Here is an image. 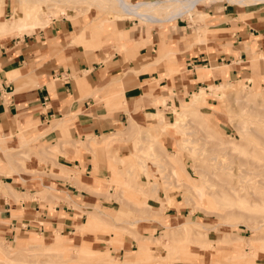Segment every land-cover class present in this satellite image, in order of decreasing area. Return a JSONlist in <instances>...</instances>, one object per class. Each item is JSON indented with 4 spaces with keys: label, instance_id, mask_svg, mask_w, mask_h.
Instances as JSON below:
<instances>
[{
    "label": "crops",
    "instance_id": "crops-1",
    "mask_svg": "<svg viewBox=\"0 0 264 264\" xmlns=\"http://www.w3.org/2000/svg\"><path fill=\"white\" fill-rule=\"evenodd\" d=\"M249 6L202 1L191 15L147 24L138 17L109 19L102 29L91 28L94 19L81 24L61 17L29 34L1 36L2 235L18 247L32 234L51 244L57 238L51 250L66 247L64 238L72 249L82 238L101 258L107 235L78 231L96 227L94 216L114 227L123 217L88 191L99 189L98 181L104 189L109 177L101 154L117 140L101 139L124 131L130 118L144 123L156 98L175 105L223 80L264 85V5ZM84 26L85 42L72 43ZM93 139L100 143L91 146ZM20 196L26 198L16 201ZM85 210L93 217L82 224ZM164 211L168 220L177 217L174 207ZM138 224L144 235L161 225ZM117 243L110 249L122 256L134 246Z\"/></svg>",
    "mask_w": 264,
    "mask_h": 264
},
{
    "label": "rangeland",
    "instance_id": "rangeland-1",
    "mask_svg": "<svg viewBox=\"0 0 264 264\" xmlns=\"http://www.w3.org/2000/svg\"><path fill=\"white\" fill-rule=\"evenodd\" d=\"M24 2L32 4L38 0H6L5 5L0 2V8L4 7L2 19L10 18L13 3L21 8ZM40 3L47 10V7L56 5L66 7L71 14L58 15L56 19L67 17L81 24L94 19L98 26L91 28L96 29H102L104 22L109 25L106 21L113 19L117 10L88 0H41ZM145 21L141 20L140 23L147 24ZM229 81L234 90L219 97L206 94L199 103V111L184 121L183 131L167 135L160 127V116L173 121L176 117L173 108H181L182 103L190 106L193 93L185 95L175 105L170 103V108L162 104L164 97L156 98L155 111L162 113L158 117H151L147 112L144 123L135 121V126L128 127L132 120L130 118L128 124L122 127L124 131L103 136L102 141L106 137L117 140L104 147L105 153L101 154L107 158L109 177L105 179V190L98 181L96 186L99 189L92 191L88 188V191L98 199L105 200L112 211L122 210L123 217L114 227L99 217L89 216V211L85 210L87 218L81 223L93 217L98 225L80 233L96 235L101 232L107 235V251L101 258L95 259L93 251L83 253V250H88L82 243L91 244L82 238L79 243L72 244V249L66 248L68 239L64 238L66 247L51 250L54 243L58 244L57 238L51 244V241L45 242L43 236L39 238L32 234L30 240L23 242V247H18L19 241L12 242L0 232V264H121L124 260L138 259L143 260L138 264H233L237 262L230 257L233 251L245 254L248 264H264V85L249 89L251 84L244 81ZM207 124L212 126L214 135L205 138L201 128H208ZM241 131L245 136L240 134ZM228 140H234L240 146L231 149L226 144ZM92 141L91 146L100 143L95 139ZM162 143L168 151L178 150L175 173L181 179L179 183L176 175L171 173L172 167L165 163ZM63 176L69 178L67 172ZM184 177L203 185L207 192H215V195L211 199L208 196L203 200L195 198L191 182ZM34 197L45 200L48 196L38 194ZM25 198L20 196L15 199L19 201ZM169 207L178 211L177 217L171 220L166 218L164 211ZM167 220L171 228H164ZM185 220L193 222L189 232L172 227ZM141 221L161 225L144 235L139 229L138 223ZM258 224L260 226L254 228ZM208 228L207 235L200 237L198 231L206 232ZM118 240L133 242L134 246L128 247L122 256L110 249L118 244ZM143 240L147 243L143 244ZM229 241L237 245L226 244Z\"/></svg>",
    "mask_w": 264,
    "mask_h": 264
},
{
    "label": "bare ground",
    "instance_id": "bare-ground-1",
    "mask_svg": "<svg viewBox=\"0 0 264 264\" xmlns=\"http://www.w3.org/2000/svg\"><path fill=\"white\" fill-rule=\"evenodd\" d=\"M40 1L41 0H38V2H35L32 4H30L28 2H24L22 4L21 8L18 6L19 4L17 5V4L13 3L12 7H11L10 18H8V19H2L4 7L0 8V37L4 36V35H20V36H22L23 34H29V33H32L33 31H35L37 28H44L45 26H47L52 21V19H54L58 15L71 16V14H69L67 12L66 7H61V6L56 5V6L47 7L48 8V10H47V9L42 8ZM56 1L58 2V0H56ZM88 1L90 3L104 4L108 7L117 9L115 12V15H114L115 17L112 20H115L117 18H126V17L136 16L141 20L154 22V21L169 20L173 17H178L185 12H187L189 15H191L190 9L195 7L198 2H202V1L212 2L215 0H146V1H136V2H132L131 0H88ZM229 1L231 3L232 2L233 3H239V4L244 5V6H246L248 4L254 5L257 3H264V0H229ZM0 2H1V4L5 5V0H0ZM89 6H90V4H89ZM20 10H22V12H20ZM156 11H158V12H156ZM75 15H78V14H75ZM84 31H85V26L81 27L80 31L76 32L75 37L72 40V43L85 42ZM245 87L243 86V88H245ZM256 88H258V85L256 83L249 86V89H256ZM230 90H234V88L230 87V81L229 80H223L218 84H209L207 86V88L200 87L198 90L193 92V94H192L193 96H192V100L190 102L191 103L190 106L184 105V103H182L181 108H179V107L173 108L175 115H176V117L173 121H167L163 115L160 116V118H161V121H160L161 129L164 132H166L167 135L175 134L174 133L175 131H177V132L183 131L182 125H185L184 121L188 120V117H191V114L193 115L194 113L199 111V108L201 107V105H199V103L205 99L206 94H211L215 97H219V96L225 95ZM246 96H247V94H246ZM237 99L238 98H236V100ZM159 100H161V99H159ZM155 101H157V100H155ZM162 104L165 106H168L165 98L162 99ZM169 106L171 107V105H169ZM159 113H161V111H159V110L149 112L151 117H155V116L158 117ZM201 115H203V114H201ZM191 118H189V121ZM133 120L134 119H132L131 121H133ZM194 120H195V118H194ZM131 121H129L130 123H129L128 127L132 128L133 126H135L136 123H134L135 120L133 122H131ZM205 121L208 123V121L206 119H205ZM183 122H184V124H183ZM161 129H160V131H161ZM201 131H203L202 134L204 135V137L214 135L211 125H208V128L202 127ZM162 132H161V134H163ZM240 134L242 136H245L244 131H241ZM117 137L122 138L120 136H117ZM205 138H207V137H205ZM226 144L230 145L231 149H235V148H238L240 146L234 140H228V141H226ZM161 150L164 153L165 163L169 164V166L172 167L171 173L176 175L177 183H179V181H181V179H179L177 177V174L175 173V163L178 161V159H177L178 150L168 151V150H166V147L163 145V143H162V149ZM185 179H187L188 181L191 182L190 186L192 188V192H193V195L195 196V198H197L199 200H203L205 197L208 196V199H211L210 197L215 195V192H207V190L203 187V185L193 182L189 177H186ZM230 189L234 190V188H230ZM192 223H193L192 221L185 220L181 223L173 225L172 227H176V230L181 229L183 232L187 233L190 231L189 226H191ZM197 224L200 225L201 227H203L202 224H200V223H197ZM165 226H166V228H171V226H168V224H166ZM258 226H260V225L258 224L257 226H254V228H258ZM211 228H215V227H211ZM209 229L210 228H208L206 232L198 231V233L200 234V235L199 234L198 235L200 237L207 235V232ZM78 231H80V233H82V229H80ZM240 238L242 239V237H240ZM198 242L203 243L205 241L198 240ZM251 243H253V242H250V244ZM226 244H232L233 247H235V245H237V243H235L234 241L233 242L229 241ZM83 253H91V252L83 250ZM230 257L237 261L233 264H248L249 263L247 261V259L244 258V257H246L245 254L241 255L237 251H233V254L230 255ZM140 261H143V260L142 259H138L136 261L124 260L120 263L121 264H135V263L138 264V262L140 263Z\"/></svg>",
    "mask_w": 264,
    "mask_h": 264
}]
</instances>
